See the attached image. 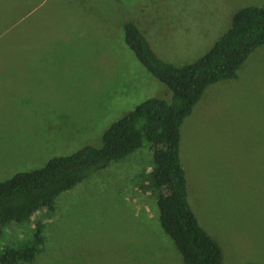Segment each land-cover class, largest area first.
Masks as SVG:
<instances>
[{"label":"rangeland","instance_id":"rangeland-1","mask_svg":"<svg viewBox=\"0 0 264 264\" xmlns=\"http://www.w3.org/2000/svg\"><path fill=\"white\" fill-rule=\"evenodd\" d=\"M95 2L94 22L64 15L57 29L39 24L25 42H16L37 53L27 62L49 65L41 81L49 100L34 110L23 135H16V161L0 160V181L85 145L100 146L112 123L149 98L171 100L166 86L126 46L124 21L135 22L156 53L180 67L211 49L236 10L264 7V0ZM134 4L137 14L130 13ZM194 19L216 21L221 28L216 40L208 33L194 40L193 55L185 54L174 31ZM93 24L102 29L92 32ZM179 157L190 208L219 245L222 264H264V46L250 54L236 79L206 89L181 125ZM152 167L146 145L62 194L54 212L43 209L28 223L5 228L0 249L30 237L41 224L45 246L30 264H180L159 223L158 192L148 178Z\"/></svg>","mask_w":264,"mask_h":264},{"label":"trees","instance_id":"trees-1","mask_svg":"<svg viewBox=\"0 0 264 264\" xmlns=\"http://www.w3.org/2000/svg\"><path fill=\"white\" fill-rule=\"evenodd\" d=\"M123 31L126 45L166 86L171 100L149 98L112 123L101 135L100 146L85 145L40 169L0 181V235L10 225L28 223L40 210L54 212L62 194L149 145L153 167L148 178L158 192L159 223L173 241L180 264H222L219 245L199 225L188 203L179 157L180 128L208 87L236 79L250 54L264 46V7L236 10L230 28L211 49L180 67L164 61L135 22H125ZM45 242L44 227L37 224L30 237L0 249V264L33 263Z\"/></svg>","mask_w":264,"mask_h":264},{"label":"crops","instance_id":"crops-1","mask_svg":"<svg viewBox=\"0 0 264 264\" xmlns=\"http://www.w3.org/2000/svg\"><path fill=\"white\" fill-rule=\"evenodd\" d=\"M96 9L95 0H0V160L16 161V135H23V125L34 117V110H42V102L49 100L48 91L41 82L49 76V65L27 62L28 57L37 53L31 47L16 46V42L24 40V36L39 24L47 27L51 23L52 28L57 29L55 23L65 21L66 16L68 20L77 18L94 22ZM59 10L62 13L57 15ZM137 12L138 5L134 4L130 13ZM187 21L189 25H178L173 36L181 40L178 47L184 49L183 53L193 55L196 50L192 45L194 40H203L208 33L213 40L218 38L221 27L214 25L216 21ZM196 22L200 25L196 26ZM89 29L95 32L102 27L93 24ZM121 102L126 103V98ZM115 105L116 102L108 110L114 109Z\"/></svg>","mask_w":264,"mask_h":264}]
</instances>
